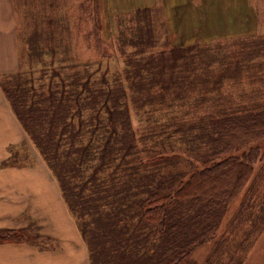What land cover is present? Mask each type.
<instances>
[{"label":"trees","instance_id":"obj_1","mask_svg":"<svg viewBox=\"0 0 264 264\" xmlns=\"http://www.w3.org/2000/svg\"><path fill=\"white\" fill-rule=\"evenodd\" d=\"M15 3L20 12L21 38L32 49L43 25L51 22L44 5L50 8L52 4L46 5L45 0ZM19 4L25 6V24ZM154 9L136 7L121 13L133 14L131 18L138 24L134 29L128 26L130 39L119 38L123 46L130 44L136 48L135 53H140L153 44L150 24ZM99 25L97 29L103 26L101 20ZM55 34L51 31L50 36ZM205 42L192 39L187 44L171 43L169 63L160 59L159 71L152 73L154 66L148 62V80L140 86L130 85V91L122 80L109 78L99 67L88 71L86 64L84 70H75L71 60L69 66L53 70L47 84L41 77L35 78L32 71L24 73L21 65L0 76L2 94L52 173L76 222L89 264H193L190 254L216 234L226 205L247 184L255 162L262 160L264 166V148L251 146L264 138V109L237 113L230 95L220 90V80L232 78V73L228 74V68L227 74L203 70L219 63L216 58H201ZM56 45L59 47L60 42ZM197 50H201L200 57ZM30 54L28 50L27 56ZM55 59L51 60L53 64ZM177 66L190 75L202 70L207 81L204 89L190 94L181 88L167 92L161 75ZM134 73L140 77L138 70ZM169 75L173 83L184 77ZM213 78L214 83L208 82ZM130 92L133 105L140 110L153 105L165 107L166 113L158 109L165 123L135 129L130 120ZM192 102L199 106L188 105ZM192 108L198 119L190 118ZM171 126L175 130L170 132ZM186 130L197 133L174 141L170 136L164 138L158 144L161 150L147 143L154 135ZM178 150L188 161L183 167L170 169V164H183L177 157ZM165 154L177 158L171 160ZM15 163L12 153L3 162ZM26 232L25 228L0 229V242L36 244Z\"/></svg>","mask_w":264,"mask_h":264},{"label":"rangeland","instance_id":"obj_2","mask_svg":"<svg viewBox=\"0 0 264 264\" xmlns=\"http://www.w3.org/2000/svg\"><path fill=\"white\" fill-rule=\"evenodd\" d=\"M36 1L38 2V0ZM99 1L45 0L46 5L49 2L52 4L50 8L44 5L45 10L48 11L45 16L51 18L52 23L50 22L49 26L46 23L43 25L44 29L37 34L36 38L38 40L32 46V49L28 48V45L24 44L21 38L20 12L16 7L17 34L21 43L19 65H21L22 71L24 73L28 70L29 72L32 71L31 73L35 78L41 77V82L47 84L52 71H57L59 66H69L73 62L76 66L75 70L81 71V69L84 70L83 66L88 64V69L85 70L93 71L99 67L100 72L106 73L109 78L122 80L127 91H130V85L136 83L134 86H140V83L144 84L148 80L150 75L147 67L145 68L148 62H151L154 66L150 70L152 73L159 71V61L165 59L169 63V57L172 55L169 53L171 43L174 45L182 43L179 39L187 37V33L189 36L186 26L189 27L192 20L194 21V16L192 19V13L183 4L176 6L173 14L169 12L172 15L167 13L164 4H161L162 1L157 6L154 4L153 21L150 24L153 32V38H151L153 44L149 43L147 47L142 49V52L135 53L136 48L130 46V44L123 46L120 43V39L123 37L130 39V36H132L130 29H134L138 24L135 19L131 18L133 14L121 15V13L127 12L134 6L135 2L140 3L141 0H104L103 6L101 0L100 10ZM242 1L250 2V12L245 15L238 13L240 19L237 20V16H235V21L248 22L250 28L242 29L243 25L240 24L242 27L232 28L230 30L231 33L228 32L227 34L225 32L228 30L217 28L219 24L215 22H217L218 18L208 19L202 24L208 27L205 32L208 37L203 38L206 41V46L202 47V44H199V47L203 48V52H201L203 55H200L201 50L195 51L196 54L198 53V57L201 56L204 60L206 58L219 60V63L213 64L209 68L203 67L204 71H208L210 74L222 71L227 74L226 69L228 68V74L232 73V78L223 77L222 81L220 80L222 82L220 90L222 91L221 93L230 95L232 107L236 108L237 113L240 114L245 113L249 109L251 112L264 109V0ZM39 3L41 2L39 1ZM131 3L133 4L131 5ZM19 7L22 12L23 24H25V6L19 4ZM168 16L173 20L170 26L167 23ZM244 16L247 21H244ZM100 20L103 26L101 29H97L100 26ZM185 22L187 23L185 24ZM141 23L142 25L146 24L144 21H141ZM128 26L132 27L129 29ZM48 31L49 34L47 33ZM51 31H56L55 36H50ZM244 31L249 32V34L247 32L243 33ZM36 32L38 33V30ZM133 32L135 33V30ZM136 38H133V40H136ZM59 42L60 46L58 47L56 44ZM120 44L122 45L121 49L119 47ZM28 50L31 52L30 56H27ZM54 59L53 64L51 60ZM136 70H138L140 77L134 73ZM62 72H64V69L61 70ZM65 72L70 71L66 70ZM202 72L201 70L195 75H190L189 72L181 70L180 66H177L172 72L166 70L164 75H161L163 80H165L164 88L167 92L179 91L181 88L182 91H186L189 94L192 90H203V84L207 81H205L206 75L202 74ZM170 73H172L173 78L177 75H183L184 77L177 78V81L173 83ZM37 82L36 79L35 84ZM208 82L214 83L215 80L213 78ZM145 86L147 87V85ZM130 94L131 92L128 97L130 120L135 129L140 128L142 130V128L153 126L155 123H165V116H163L161 110L158 111L160 107L166 113L165 107L153 105L142 107L140 110L133 105ZM188 105L199 106V103L192 102L188 103ZM193 109L189 110L191 113L189 116L192 119H198V113ZM167 118H169V114ZM184 120L185 122L189 121L187 118H184ZM172 122L174 120H171ZM169 130L171 132V130H175V127L171 126ZM196 133V131L186 130L185 132L157 134L152 136L150 138L151 141L147 143L154 145L157 150H161L162 146L158 144L164 138L170 136L173 137L172 141H174V138H179L180 136L189 138L190 136H195ZM252 145L260 146L261 149L264 148V138L252 142ZM175 149L177 150V147ZM178 151L179 156L177 157L183 164L177 166L170 164V169L183 167L184 162L187 163L188 161L184 157L182 158V150ZM9 152L16 158L15 165L32 164L34 162L32 154L26 149L24 144L10 147ZM169 156L165 154L166 158ZM177 157L170 156L169 158L174 160ZM25 229L28 231L26 234L30 240L41 241L43 244L52 243L53 238L51 236L41 237L42 239L38 240L40 237L39 228L34 222H29ZM215 245L218 246V249H215ZM212 251L215 252L212 253ZM189 260L193 264H264V166L262 160L255 162L253 174L247 184L226 205L216 234L203 244L195 247L189 256Z\"/></svg>","mask_w":264,"mask_h":264},{"label":"crops","instance_id":"obj_3","mask_svg":"<svg viewBox=\"0 0 264 264\" xmlns=\"http://www.w3.org/2000/svg\"><path fill=\"white\" fill-rule=\"evenodd\" d=\"M160 2L164 4L167 13L173 14L176 6L183 4L192 13V19L194 16L189 27L185 25L187 22L184 24L189 36L187 33V37L179 39L185 44L192 39L207 38L205 32L208 27L202 24L212 18H218L215 22L219 24L217 28L228 30L225 32L227 34L231 33L232 28L241 25L242 29L250 28L248 22L235 21V16L237 20L240 19L238 13L245 15L250 12V2L242 0H141L140 3H131L134 5L131 9L154 4L157 6ZM16 7L15 0H0V76L14 72L21 59ZM167 19L170 26L173 20L170 17ZM244 21H247L245 16ZM23 144L32 154L34 162L4 165L3 162L10 155V147ZM29 222H34L39 228L38 240L51 236L52 243L37 241L35 245L26 241H2L0 264H87V247L61 196L58 184L0 89V229H21L27 227Z\"/></svg>","mask_w":264,"mask_h":264}]
</instances>
